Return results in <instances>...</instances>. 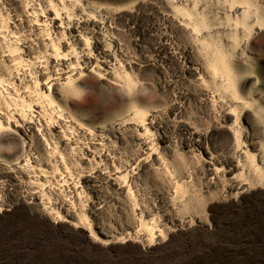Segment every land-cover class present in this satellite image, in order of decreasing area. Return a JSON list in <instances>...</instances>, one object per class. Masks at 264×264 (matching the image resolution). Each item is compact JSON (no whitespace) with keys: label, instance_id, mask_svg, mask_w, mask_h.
<instances>
[{"label":"rangeland","instance_id":"374dc122","mask_svg":"<svg viewBox=\"0 0 264 264\" xmlns=\"http://www.w3.org/2000/svg\"><path fill=\"white\" fill-rule=\"evenodd\" d=\"M255 214L264 0H0V264L195 262Z\"/></svg>","mask_w":264,"mask_h":264},{"label":"bare ground","instance_id":"6f19581e","mask_svg":"<svg viewBox=\"0 0 264 264\" xmlns=\"http://www.w3.org/2000/svg\"><path fill=\"white\" fill-rule=\"evenodd\" d=\"M246 224L236 238H225L200 260L183 264H264V214L251 216Z\"/></svg>","mask_w":264,"mask_h":264}]
</instances>
